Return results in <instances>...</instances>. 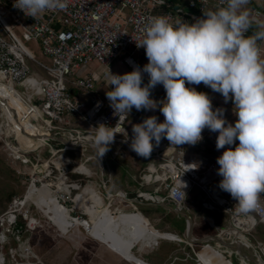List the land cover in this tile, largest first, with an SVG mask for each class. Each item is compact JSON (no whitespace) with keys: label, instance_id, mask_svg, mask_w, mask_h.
Segmentation results:
<instances>
[{"label":"built area","instance_id":"2783aa9c","mask_svg":"<svg viewBox=\"0 0 264 264\" xmlns=\"http://www.w3.org/2000/svg\"><path fill=\"white\" fill-rule=\"evenodd\" d=\"M14 3L7 4L14 22L9 23L6 11H0V28L8 37L0 35V155L10 166L22 167L14 168L22 191L0 212V264H45L31 239L24 238L27 232L46 229L62 238L77 231L89 237L105 212L139 214L143 204L171 208L172 203L175 211L188 214L196 205L187 198L193 187L200 192L198 209L224 215V226L208 217L207 224L215 232L204 236V241L193 236L191 219L186 220V238L166 233L184 250L183 258L175 254L172 261L204 264L203 258L213 257L209 253L213 251L222 264H264V198L258 199L255 209L242 213L237 203L220 195L219 165L210 153L218 133L206 128L194 146L171 145L162 138L149 157L138 156L130 148L132 126L141 123L146 113L133 107L127 117L115 115L106 97L112 86H105L100 74L111 71L110 64L117 59L130 72L148 63L146 58L137 61L132 52H145L136 42L151 17L194 23L224 0H68L66 9L46 11L36 18L26 16ZM253 15V20H260L263 14L254 8ZM18 25L24 30L23 39L39 41L46 62L24 45L14 31ZM29 62L49 77L32 71ZM91 63L98 64V71L96 67L78 73ZM148 79L144 73L143 84ZM165 94L159 85L157 100ZM222 105L226 110L229 104L223 100ZM101 123L114 127L111 144L128 149L140 160L135 174L140 185L154 186L152 191L123 190L113 182L106 153L101 156L95 145L94 128ZM86 148L99 155H87ZM68 151H76L80 158H68ZM119 155L128 157L124 150ZM160 189L165 193H158ZM128 192L136 196L131 198ZM63 220L66 231L59 225Z\"/></svg>","mask_w":264,"mask_h":264},{"label":"clouds","instance_id":"9594fccd","mask_svg":"<svg viewBox=\"0 0 264 264\" xmlns=\"http://www.w3.org/2000/svg\"><path fill=\"white\" fill-rule=\"evenodd\" d=\"M249 3L224 0L194 23L151 17L136 42L145 50L148 63L122 75L110 72L112 87L106 91L115 115L127 117L134 107L137 111L159 108L164 116L163 122L150 116L132 126L130 148L138 156L149 157L162 138L171 145L194 146L206 128L218 133L216 148L225 149L217 157L219 187L237 201L242 213L255 209L264 193V21L252 19ZM14 7L36 18L46 11L66 9L68 0H15ZM144 73L147 84H143ZM186 82L203 83L221 94L225 103L231 100L237 117L234 125L226 120L225 109H214L207 93L186 87ZM157 85L166 92L159 104L151 98ZM94 129L102 156L116 133L103 123Z\"/></svg>","mask_w":264,"mask_h":264},{"label":"rangeland","instance_id":"374dc122","mask_svg":"<svg viewBox=\"0 0 264 264\" xmlns=\"http://www.w3.org/2000/svg\"><path fill=\"white\" fill-rule=\"evenodd\" d=\"M9 1L10 0H0V11L5 10L6 11L5 18L9 23H12L14 22V20L12 19L10 13L8 12V6H7ZM247 7L251 11V13H253L254 8L256 7L259 8L262 11L264 17V0H250V3ZM14 31L22 39L24 45L34 53V55L38 60L46 62V59L43 57L38 40L23 39L24 30L23 28H21L20 25L16 26L14 28ZM0 35H2L5 39H8L7 35L4 34L1 28H0ZM140 53L141 51H135L132 52V55L137 61L143 62V59L144 58L147 59V57L145 52H143L144 57L143 54ZM118 61H120L122 64H119ZM29 64L32 71L39 72L43 77H49L48 72L41 69L36 63L29 62ZM86 68H89L90 70L96 68V70L98 71L99 67L97 63H91L87 65V67L82 66L79 69L78 73L82 75L83 70ZM110 68L111 71L105 74L100 73L102 80L105 83V86H108L107 84H109L111 78L110 72L112 74H120V75L130 72L129 67L126 64H124L121 61V59H117L114 62H112L110 64ZM83 95L87 97L89 93H83ZM153 97H154V92L151 91V98ZM121 150H124V152L128 154L127 158H122L119 155ZM85 153L87 155L88 154L89 155L92 154L95 156L99 155L98 152L92 148H86ZM65 154L67 155L68 158H74V156L76 157V159L80 158L79 153L76 154V151H68ZM106 157L112 169L114 183L118 185L121 189L129 190L134 188L144 191L153 190L154 186L140 185L136 174H134L133 172H134V165H136L137 163L139 164L141 162L140 160H136L128 149L122 148V146H119L117 144H110L109 150L106 152ZM16 165L18 164L16 163L14 164V166H10V164L6 163L4 158L0 155V212L7 207V204L10 202L13 196L18 195L22 191V181L21 179H18L17 177L18 175H16V171L14 170L15 167H17L18 169H22V167ZM217 184L219 185V180L217 181ZM158 193L164 194L165 191L163 189H160ZM199 195L200 192L193 187L191 194L187 198L188 199L192 198L197 203L199 201ZM220 195L225 196L228 199L232 200L233 202L237 203V201L234 200L231 197V195L225 191L221 192L220 190ZM140 209L150 213L149 215L152 214L149 221L153 222L151 224L154 225L155 228L162 230L168 229L169 228L168 224L170 221V223H172V226H174V228L170 227L171 229L177 230L178 232L183 231L184 221H185L183 217L178 218L170 211H168L170 213L167 214L165 213V210L158 205L143 204L140 205ZM192 210L193 208L191 209V211ZM191 211L189 213L192 216L193 234L195 237H199L202 234H210L215 232V230L210 228V226L207 224L208 217H213L219 226H224L223 224H224L225 216L219 214L218 212H207L198 209V214L196 215ZM107 212H105L104 215H107L108 214ZM138 215L137 216L135 215V217H133V220L131 219L130 220L131 222L129 223H127V219L130 218V216L127 215L124 216L123 223L124 220L126 222L124 226L125 229L123 231L120 232L118 231V233H115L114 230L119 224L118 222L115 221L109 223L104 222L99 226L98 231L104 237L105 235L110 237L109 239L111 242H114L115 239L116 240L115 242L119 244L126 242L131 246L133 245L131 248L137 253H139V258L144 263H146L144 259L145 256H143V254L141 253L144 252L142 247L145 246L146 240L145 238H143L142 240L140 239V237H147V239L154 238L153 240L157 241L158 243L159 239L165 238L166 233L165 231H160L158 229H155L152 225L151 226L146 225L145 221H143L144 216L142 214H141L142 216H138ZM161 215H166V216L161 217ZM140 217L143 218V220L141 219L139 221L138 219H140ZM156 218H160V219H156ZM45 230L46 229L38 230L35 232H27L24 236V238L31 239V244L34 252L39 256L40 259H42L43 263L45 264H136L135 262H132L129 259H127L128 257L125 256L124 254L113 251L110 244H107L102 240H98V241L93 240L89 237H85L82 233H77V234L72 233L71 235H67V237L58 238L52 235L50 232L48 233V231ZM128 236L131 237L137 236V237L131 243L128 240L126 241L124 240ZM179 236L181 238H186V236H184V234L181 233ZM168 237L170 236L167 235V238ZM162 245L163 242H159L157 248H154L153 246L151 247L149 246L147 250H150L149 254L157 253L160 251L158 257L163 258L165 264H192L191 261L189 260L183 262L179 260H176L174 262L172 261L170 257L171 255L173 256L177 254L180 258L184 257V250L180 249L181 244L177 242L173 244L170 243L169 246L165 244L163 247V249H165L164 251L162 249ZM151 248L154 249L151 250ZM209 259L206 261L207 264H211V261Z\"/></svg>","mask_w":264,"mask_h":264},{"label":"crops","instance_id":"0c3cea01","mask_svg":"<svg viewBox=\"0 0 264 264\" xmlns=\"http://www.w3.org/2000/svg\"><path fill=\"white\" fill-rule=\"evenodd\" d=\"M257 8V7H256ZM252 16H254L253 15V13H252ZM259 19H260V21H264V17H263V15L262 16H260L259 17ZM145 60V59H144ZM119 62V64H122L120 61H118ZM186 87H195L196 88V90L197 91H199V92H205V93H207L208 95H209V97L211 98V100H212V104H213V108L214 109H216V108H223L224 109V107L225 106H223L222 105V102H223V100H224V98H223V96H220L218 93H216V92H213L212 90H211V88L210 87H207V86H205L203 83H201L200 85H191V84H188L187 82H186ZM159 88V85H157L156 86V88H154V89H152L151 91L152 92H154V97L152 98L154 101H156L158 104L161 102V101H163L165 98H166V94L162 97V99L160 100V101H158L157 100V89ZM227 104H229L228 105V108L225 110V113H224V115H225V118H226V120L228 121V122H230V123H232L233 125H234V123H235V121H236V119H237V117L234 115V113H233V103H232V101L230 100V101H228L227 102ZM145 117L147 118V117H150V116H156L157 118H158V122H163L164 121V116L162 115V113L159 111V108H156V109H154V110H147V111H145ZM217 136H218V134H217ZM236 144H238L237 142H236ZM234 147V146H233ZM226 148H227V146H226ZM225 149H220V150H217V148H216V145L214 146V148L210 151V153L212 154V157L213 158H215V159H217V157H219L221 154H222V152L224 151ZM112 170V169H111ZM137 170H138V163L136 164V165H134V174L137 172ZM112 175H113V173H112ZM218 180H219V182L222 180V177L220 176L219 178H218ZM113 182H114V178H113ZM223 190L221 189V192H222ZM259 198H264V193H261L260 195H259ZM198 203H196V205H197ZM195 205V207L193 208V210L191 211V212H193L194 214H198V207ZM161 208H163L164 210H165V213H170V212H172L176 217H178V218H180L181 217V215L179 214V212L178 211H174V210H171L170 208H168V207H163V206H160ZM196 209V210H195ZM142 211V215L144 216V218L145 219H148L147 221H148V223L150 224H147L146 223V225H148V226H151L152 224L151 223H153L152 221H149V219H150V217H151V215H149L150 213H148V212H145V211H143V210H141ZM168 211H170V212H168ZM146 215V216H145ZM164 216H166V215H161V217H164ZM188 216H189V218L191 219V222H192V216H191V214L190 213H188ZM133 220V216H131L130 215V218H128L127 219V223H129V222H131L130 220ZM143 220V218H140V219H138L139 221L140 220ZM153 219H155V218H153ZM156 219H160V218H156ZM185 219V218H184ZM144 221V220H143ZM125 220H124V223H123V225L121 226V230H123V228L125 229ZM186 219H185V221H184V229H183V231H180V232H178L177 230H173V229H171L170 227H173L174 228V226H172V223H170V221H169V224H168V229H165V230H162V229H158V228H155V226L154 225H152L155 229H158V230H160V231H165V233H167V232H169V233H172V234H176V235H180V233H182V234H186ZM157 227V226H156ZM192 227V226H191ZM143 229H144V226H143ZM143 231V230H142ZM192 234H193V227H192ZM152 236V235H151ZM193 236H194V234H193ZM204 236H207V234H202L201 236H199L198 238H200V239H203L204 238ZM258 236L259 237H261V236H263V234H262V229L261 228H259V233H258ZM130 238V240L129 239H124L125 241L126 240H128L129 242H133V240L137 237V236H134V237H131V236H129ZM195 237V236H194ZM143 238H145V246L144 247H142V249L144 250V253H142L143 254V256H145L144 257V259H145V261H146V263L145 264H165V262H164V259L163 258H161V257H158L159 256V254H160V251L159 252H157V253H151V254H149V252H150V250H147V248H149V246L151 247L153 244H157V241H155V240H153L154 238H148L147 239V237H143ZM165 238L166 239H161V240H159V242H163V245H162V249H163V247H164V245L165 244H167V246H169V244L170 243H175V241H173V240H169V239H167V235L165 236ZM152 240V241H150V240ZM155 241V242H154ZM159 242H158V245H159ZM123 243H126V242H123ZM178 243V242H177ZM158 245H155V247L154 248H157L158 247ZM133 246V245H132ZM131 246V247H132ZM166 246V247H167ZM154 248H151V250L152 249H154ZM165 249H163V251H164ZM146 252V253H145ZM209 253H213V251H210ZM145 254V255H144ZM212 256V255H211ZM171 258L173 257V256H170ZM213 260L214 261H217V262H219L220 263V260H219V256H216V255H213ZM205 260V259H204ZM173 262H174V260H173Z\"/></svg>","mask_w":264,"mask_h":264},{"label":"bare ground","instance_id":"6f19581e","mask_svg":"<svg viewBox=\"0 0 264 264\" xmlns=\"http://www.w3.org/2000/svg\"><path fill=\"white\" fill-rule=\"evenodd\" d=\"M143 196V195H142ZM145 198H148V197H145ZM149 199V198H148ZM150 201V199H149ZM155 201V200H153ZM124 216H126V213H123V214H115V215H112L111 213H108L107 215H104L103 217H101L100 219V223L98 224H95L93 225V227L91 228L90 230V236L89 238L93 239V240H102L103 242L107 243V244H110L111 248L113 251L117 252V253H121V254H124L125 256H127L130 261L132 262H135L136 264H145L140 258H139V253H137L136 251H134L132 248H131V245L128 244V243H122V244H119L117 242H115L116 240L114 239V242H111L110 241V237L106 236L105 237L98 231V228L101 224H103L104 222H118V226L116 227V229L114 230L115 233H118V231L120 232L121 230V226L123 225V219H124ZM60 227L62 228V230L66 231L65 229V226H66V223L63 221L60 222ZM72 233H78L77 231H74ZM71 233V234H72ZM69 234V235H71ZM63 237H67V235H64ZM85 237H88V236H85ZM140 239L143 240V237H140ZM218 245L221 244V241L220 239L216 241ZM141 253H144V252H141ZM215 254V252H213ZM203 261H204V264H206L204 258H203ZM221 262V261H220ZM222 263V262H221Z\"/></svg>","mask_w":264,"mask_h":264},{"label":"water","instance_id":"95a60500","mask_svg":"<svg viewBox=\"0 0 264 264\" xmlns=\"http://www.w3.org/2000/svg\"><path fill=\"white\" fill-rule=\"evenodd\" d=\"M127 195L129 196V197H131V198H133V197H135L136 196V193L135 192H128L127 193ZM170 205H171V210H174L175 209V206H174V204H172V203H170ZM160 206H163V205H160ZM163 207H166V206H163ZM175 211V210H174ZM179 212V211H178ZM179 214L181 215V217H183V218H185L186 220H188V221H190V218H189V216H188V214L187 213H185V212H179ZM191 231V230H190ZM205 240V238H203L202 239V241H204Z\"/></svg>","mask_w":264,"mask_h":264},{"label":"trees","instance_id":"16d2710c","mask_svg":"<svg viewBox=\"0 0 264 264\" xmlns=\"http://www.w3.org/2000/svg\"><path fill=\"white\" fill-rule=\"evenodd\" d=\"M254 30H255V27L253 26V30H252V31H254ZM139 214H140V215H138V214H131V213H128V212L126 213L127 216H130V215L133 216V217H135V215H136V216H137V215H138V216H142L141 213H139ZM140 218H141V217H140ZM147 220H148V219H145V218H144L145 223L149 224ZM149 225H150V224H149ZM183 229H184V228H183ZM123 230H124V228H123ZM123 230H120V231H123ZM167 233H169V232H167ZM181 234H182V233H181ZM122 238H123V237H122ZM128 238H129V236H128L126 239H128ZM210 255L213 256V255H215V254H214V253H212V254L210 253ZM209 258H210V257H209ZM204 259H205V258H204ZM209 260L211 261V264H214V263H215V264H222L221 262H220V263H219V262L217 263V261H214L212 257H211ZM205 262H206V260H205ZM206 264H207V263H206Z\"/></svg>","mask_w":264,"mask_h":264}]
</instances>
